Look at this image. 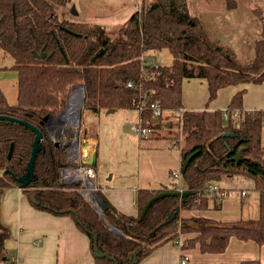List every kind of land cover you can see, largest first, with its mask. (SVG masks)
Segmentation results:
<instances>
[{
	"label": "trees",
	"instance_id": "trees-1",
	"mask_svg": "<svg viewBox=\"0 0 264 264\" xmlns=\"http://www.w3.org/2000/svg\"><path fill=\"white\" fill-rule=\"evenodd\" d=\"M71 1L0 0V49L14 59L11 69L17 73L16 104L9 103L0 88V117L6 118L0 120V195L7 189L21 188L18 178L26 174L32 157L37 134L21 121L42 134L34 177L22 189L23 193L35 209L71 217L89 237L93 254L96 238L98 248L107 257L95 258V264H115V261L132 264L135 256V264H139L156 248L181 234H196L184 241L183 250L199 246L203 253H223L232 238L264 245V111L243 109L245 91L237 93L225 111L182 113L176 124L182 139V165L196 154L179 185L187 195L154 201L142 220L143 210L153 198L162 192L177 190H140L136 200L138 217L118 213L101 195L107 205L101 219L80 191V183H61V170L70 165L72 142L56 146L43 124L47 116L61 115L71 91L83 86L85 110L93 114L139 111L143 104L144 125L150 124L153 135L157 138L162 134L171 135L174 125L168 122L161 132L164 128L161 123L170 120L167 112L175 113L183 108L185 79H205L209 103L222 88L264 82L262 11H256L262 30L261 38L255 42V58L243 65L233 49L211 40L202 23L191 15L186 1L157 0L143 11H136L118 40L104 34L99 25L60 20L57 7ZM221 1L228 10L238 8L237 0ZM162 49L171 53L172 65L142 66L145 53ZM102 51L103 55L98 57ZM154 103H160L164 113L158 118L151 110ZM241 150V160L236 162L234 158ZM234 176L252 179L261 192L259 219L233 223L199 219L196 220L200 224L198 228L188 226L190 220L185 219L180 232H172L181 210L207 209L210 199H218L204 196L206 187ZM111 228L123 235L115 234ZM9 238L0 221V264H14L6 249Z\"/></svg>",
	"mask_w": 264,
	"mask_h": 264
},
{
	"label": "crops",
	"instance_id": "crops-1",
	"mask_svg": "<svg viewBox=\"0 0 264 264\" xmlns=\"http://www.w3.org/2000/svg\"><path fill=\"white\" fill-rule=\"evenodd\" d=\"M155 1L157 0H137L136 3L135 0L128 18L139 11L137 6L146 7ZM237 1L238 8L228 10L221 0H196L201 9L198 7L196 14L191 13V10L190 13L202 23L214 43L217 40L224 42L221 45L233 49L239 62L245 65L251 63L255 58V42L260 36H257L256 33L258 34L260 30V34L262 30V23L256 11L261 9L246 10L245 6L248 0ZM74 2L72 0L67 4L73 9V15L62 20L99 25L103 30H110L116 25L115 19L112 22L110 18L104 19L97 14L89 13L86 11L88 5H85L86 8L84 9L83 7L78 9ZM128 2L126 3L128 4ZM186 3L189 6L188 2ZM67 5L62 8H66ZM246 11L248 13L245 15ZM250 34H255V38H257L254 47L251 49L247 46ZM240 40H242L243 45L238 47ZM241 91H245L243 97V109L245 111H264V82L261 84L244 83L222 88L219 90L217 98L209 103L207 81L202 78L185 79L183 83V108L175 113L167 112V115L171 117L170 120L161 123L164 126L161 132L165 131V124L172 123L174 125L171 129L173 133L171 135L162 134L161 138H157L153 133L147 138L141 139L139 137V151L136 160L133 161L134 163L132 161L130 163V160L125 158V154H122L120 149L118 152L120 157L116 160L108 153L104 163L109 168L111 175L103 183L99 181L102 163L99 152V150L101 151L99 149L100 139L95 137L96 131L93 130L96 118L103 111L94 114L93 119L86 122V135L88 137L86 136L87 139L80 144L79 166L92 163L96 157L93 166L98 173L96 182L98 192L118 213L129 217H138L136 200L140 190H175L174 186H179L182 183V176L180 180H173L172 178L173 172H181L183 167L180 149L182 139L179 137V130L176 126L182 113L186 110L225 111L232 98ZM118 111L106 112L107 114H114ZM137 113L133 127L140 120L139 111ZM124 118L129 120V114H125ZM262 143L264 144V128ZM81 148L85 151L82 152ZM237 177L247 178L243 176L224 177L220 182L213 183L228 193L227 196L217 200L210 199L207 209L181 210L179 220L175 223L172 232H180L182 220L185 219L190 220L188 226L192 228L199 227L200 224L196 221L199 219H207L216 223L259 219L261 192L256 189L255 182L250 178L247 179L251 180V183H245L250 190L240 189V187L243 188L244 182L234 180ZM243 192L246 194H242ZM0 221L10 236L6 242V249L14 264H95L91 241L86 234L78 229L75 221L71 217L54 216L35 209L21 188H10L0 195ZM195 236V233L181 234L177 239L168 241L156 248L139 264H180L183 257H188L187 264H241L248 261L264 264V245L237 238H232L227 249L219 254L203 253L199 246L183 250L184 241Z\"/></svg>",
	"mask_w": 264,
	"mask_h": 264
},
{
	"label": "rangeland",
	"instance_id": "rangeland-1",
	"mask_svg": "<svg viewBox=\"0 0 264 264\" xmlns=\"http://www.w3.org/2000/svg\"><path fill=\"white\" fill-rule=\"evenodd\" d=\"M74 1H75L74 5L78 9H81V7H83V9L87 7L86 11H88L89 13H94V15L97 14L99 15V17H104V19L110 18L112 19V22L115 19L114 23H116V25L113 24L114 26L110 30H104V34H108L113 40H118L119 38L123 37V28L125 25L124 23L127 21L126 19L129 17L130 9L135 0H74ZM181 1L188 2L189 4L188 8L189 10H191V13L196 14V10L198 9V7L199 9H201V7L198 6V3H196V0H178V2L180 3ZM126 2H128V4ZM85 5L88 6L85 7ZM117 5H119V8H117ZM146 8L147 6L146 7L137 6V9L139 11H143ZM245 8L246 10L261 9L264 15V0H248ZM72 10L73 9H71L70 5H67L66 8L57 7V16L61 18L60 20L69 17V15L71 17L73 15ZM107 12L109 13L107 14ZM247 13L248 11L245 12V15ZM116 19L119 20L117 21ZM259 31L258 34L256 33L257 36L260 35L258 39L261 38V33L259 34ZM254 35L255 34L249 35L250 39L247 45L249 49L254 47L253 46L254 42L257 39L255 38ZM215 43L219 45L224 44V42H221V40H217V42ZM242 45H243L242 40H240V42L238 43V47H241ZM143 58L145 60L150 59L149 63L151 66H170L173 63V57L167 49H162L158 51H149L147 52V55L143 56ZM14 64H15L14 59L9 54L5 53L2 49H0V88L4 92L9 103L11 104L17 103V73L16 71L11 69L14 66ZM76 91H77L76 88L73 89V92L71 91L73 93L72 99H75L74 97L77 96ZM83 97H84V93L83 96L81 93V99ZM71 101L69 96L67 106L63 112H66L71 107ZM78 110H80V116L78 120L76 119L75 114H72L73 117L71 118L70 116H68V114H66L64 119L65 122H63V124L62 123L59 124L58 126L59 130L56 131V133L58 132L60 134L59 140L56 139V141L58 140L57 142L59 146L62 145L63 143L62 138L65 140V142L67 141H69L70 143L72 142L70 145H72L76 139L79 141V144H81L83 140L87 139L88 136L86 135V126H87L86 122H88L89 120L91 121L94 117V114L88 110H85L84 103L82 105L81 104L79 105ZM137 112L138 111H134V110H119L117 113L107 114L106 111H103L102 114L98 117L99 119L96 118V124H94L95 127L93 128V130L96 131L95 137L100 139L99 149H101V151L99 150V152H100V157L102 159L101 160L102 163L100 168L99 181H101L102 183L111 175V172L108 170L109 168L104 163V159L108 153H110L112 155V158L116 160L117 158L120 157L118 153L120 149L122 154L123 153L125 154V158L127 157L130 160V163L131 161L132 163H134L133 161H135L138 156L139 137L136 135L133 129V124L135 123L136 114H138ZM125 114H129V120H125L124 118ZM83 151L85 150L82 149V152ZM70 160L71 158L69 157V163ZM78 166L77 164L76 165L70 164L64 168H67V170H71L72 173H74L75 175ZM61 171H65V170H61ZM234 180H239L244 182L243 188L240 187V189L250 190L249 186L245 185V183L250 184L251 180L241 177H237ZM76 182L77 180H73L71 183H76Z\"/></svg>",
	"mask_w": 264,
	"mask_h": 264
},
{
	"label": "built area",
	"instance_id": "built-area-1",
	"mask_svg": "<svg viewBox=\"0 0 264 264\" xmlns=\"http://www.w3.org/2000/svg\"><path fill=\"white\" fill-rule=\"evenodd\" d=\"M142 66L143 67H150V59L145 60L142 57ZM129 87H133L132 83L128 84ZM79 90V89H76ZM81 91V90H79ZM82 96H83V91H81ZM71 97V96H70ZM83 98L81 99L82 102ZM82 104V103H81ZM151 110L153 112V116L155 118H158L160 116H162L163 110L161 107L160 103H154L151 105ZM144 111V105L142 104L139 108V113H140V120L139 122L134 125L133 129L136 133V135L138 137H140L141 139L143 138H147L149 137L152 133H153V129L150 126V124H146L144 125V121L142 118V112ZM66 114H64L65 116ZM225 118H227V114H225ZM65 119V117H64ZM65 121V120H64ZM63 121V122H64ZM263 125H264V120H263ZM62 145H64L66 142L65 140L62 138ZM69 157L71 158L70 160V164L76 165L78 166V164H80V144L78 143L77 145L74 143L71 145V147L69 148ZM62 170L65 171H61V183L62 184H73L71 183L73 180H77L76 183H80L81 184V192L82 194L86 197V199L90 202V204H92L94 207H98V189L96 186V182H97V177H98V173L97 170L95 169V167L93 165H81L77 167V172H76V176L74 175V173H72L71 170H67V168H64ZM182 176V173L180 171H176L173 172L172 174V178L173 180H180ZM177 191L180 192H184L183 189H181L179 186L177 188H174ZM227 191L221 189L218 187L217 184H210L208 187H206L203 191V195L206 197H217V198H222L227 196ZM242 194H246L245 192H243ZM188 261V257H183L180 261V264H187Z\"/></svg>",
	"mask_w": 264,
	"mask_h": 264
},
{
	"label": "water",
	"instance_id": "water-1",
	"mask_svg": "<svg viewBox=\"0 0 264 264\" xmlns=\"http://www.w3.org/2000/svg\"><path fill=\"white\" fill-rule=\"evenodd\" d=\"M103 53H104L103 51L101 53H99L98 54V57H101L103 55ZM76 89H79V90H81V91L84 92L83 86H79ZM72 92L70 93L69 96H71ZM81 103L82 104L84 103V97H83V100H82ZM110 112H114V111H110ZM64 113L65 112H63L57 118H53L51 115H49L43 121L44 126L48 130V132H49L52 140L55 142L56 146H59V144H58L57 141L60 138L59 137L60 134L58 132L56 133L57 130L54 128V126H55L56 123H63V121H64ZM79 116H80V110H78L77 118H79ZM2 119H6V118L0 117V120H2ZM7 119L9 121H12V122L13 121H16L15 119H12V118H7ZM59 121H61V122H59ZM20 123L26 125L27 127L32 128V130H34L36 132V134H37L36 135V138H35V141H34V148H33V152H32V157H31L30 162L28 164V167H27V170H26V174L24 176L18 178V182H20L22 184L21 189H25L31 183V181H32V179L34 177V163H35V159H36V156H37L38 152L41 150L40 141L42 140V134L36 128L32 127L31 125H29L27 123L21 122V121H20ZM56 139H58V140L56 141ZM78 143H79V141L76 139L75 140V144L77 145ZM11 155H12V149H11V151L9 153V158L11 157ZM195 155L196 154L191 155L188 158V160L186 161V163L184 164V166L181 168L182 174L185 173V171L187 170V167L189 166L191 160L194 158ZM241 155H242V150L237 154V156L234 158V160L236 162H239L241 160ZM95 162H96V157L94 158V160L92 161V163H88V165H94ZM173 195L174 196H178V197H183V196H186L187 193L186 192H180V191H176V192L175 191L162 192L161 194H159L158 196H156L155 198H153L147 204V206L143 210V213H142V215L140 217V220H142L145 217L148 209L150 208L151 204L154 201H156L158 199H161L163 197H166V196H173ZM93 208L100 215V218L101 219H104V211L107 209V205L103 201L100 193H98V207H96V206L94 207L93 206ZM111 231L114 232L115 234L123 235L122 232L116 230L115 228H111ZM93 249H94V256H95V258L102 259V258L107 257V254H105L104 252L100 251V249L98 248L97 243H96V238H95V244H94ZM135 263H137V256L134 257V261H133L132 264H135ZM115 264H117L116 261H115Z\"/></svg>",
	"mask_w": 264,
	"mask_h": 264
},
{
	"label": "bare ground",
	"instance_id": "bare-ground-1",
	"mask_svg": "<svg viewBox=\"0 0 264 264\" xmlns=\"http://www.w3.org/2000/svg\"><path fill=\"white\" fill-rule=\"evenodd\" d=\"M77 92V96L76 97H74L75 99H72V95H73V93L71 94V97H70V101H71V107L64 113V114H68V116H70V118L71 117H73V115L72 114H75L76 115V119L78 120V118H77V114H78V107H79V105L81 104V91H79V90H77L76 91ZM75 109V110H74ZM70 111V112H69ZM66 116V115H65ZM64 116V117H65ZM59 122H61V121H59ZM65 122V121H64ZM58 124H60V123H58ZM63 124V123H62ZM58 130V129H57ZM97 202H98V199H97Z\"/></svg>",
	"mask_w": 264,
	"mask_h": 264
},
{
	"label": "flooded vegetation",
	"instance_id": "flooded-vegetation-1",
	"mask_svg": "<svg viewBox=\"0 0 264 264\" xmlns=\"http://www.w3.org/2000/svg\"><path fill=\"white\" fill-rule=\"evenodd\" d=\"M57 124V125H56ZM55 124V126H54V128L57 130L58 129V126H59V124L58 123H56ZM61 124V123H60ZM57 127V128H56Z\"/></svg>",
	"mask_w": 264,
	"mask_h": 264
}]
</instances>
